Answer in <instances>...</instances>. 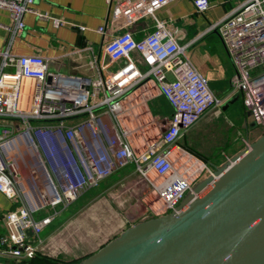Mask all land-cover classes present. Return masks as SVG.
<instances>
[{"label":"built area","instance_id":"obj_1","mask_svg":"<svg viewBox=\"0 0 264 264\" xmlns=\"http://www.w3.org/2000/svg\"><path fill=\"white\" fill-rule=\"evenodd\" d=\"M171 1L105 0L121 24L104 49L110 61L124 60L108 73H103L95 58L88 62L93 75L66 76L49 71L46 59L40 55H16L8 48L0 50V116L24 124L22 132L30 136L60 132L74 164L65 173V182L49 206H68L114 172L133 163L134 171L147 181L160 201L149 209L148 218H152L175 211L199 181L210 175L215 177L216 167L233 163L232 154L222 152L220 161L210 164L179 143L185 131L207 111L221 107L225 99L212 92L206 77L188 58L185 46L179 44L177 31L168 29L157 19L154 30L140 40H135L125 29L140 18L154 17L155 10ZM33 3L34 0H0V8L7 10L12 20L10 33L24 29L23 16L34 12ZM208 7L203 3L197 10L203 12ZM54 23L60 21L55 19ZM105 28L106 25L99 26L97 32L104 33ZM208 30L219 35L233 65L231 94H238L242 100L246 112L244 133L251 131L248 123H253L252 130L261 135L264 133V0L243 1ZM133 52L139 54L146 67L144 71L137 66ZM146 77L157 82L173 112L158 138L143 143V149L136 151L119 115L127 92ZM80 114L87 115V120L71 122ZM86 126L91 129L88 143L83 138ZM143 128L137 126L139 137H147ZM11 132L6 127L0 132V192L9 198L16 194V186L21 185L9 151L16 138ZM238 134L241 142L235 153L249 150L253 141L250 133ZM45 207L26 204L4 214L6 231L0 235V255L25 259L43 250L40 234L57 214L54 210L35 218L34 213ZM28 230L32 231L31 235Z\"/></svg>","mask_w":264,"mask_h":264},{"label":"crops","instance_id":"obj_2","mask_svg":"<svg viewBox=\"0 0 264 264\" xmlns=\"http://www.w3.org/2000/svg\"><path fill=\"white\" fill-rule=\"evenodd\" d=\"M243 1L245 0H172L155 10L154 17L140 18L125 29L131 33L135 40H140L154 30L155 19H157L163 21L168 29L177 31L178 42L185 46L188 58L197 70L206 77L212 92L223 97L227 102L232 99L233 95L231 94V78L234 74V68L219 35L216 31L208 29L211 24L233 11ZM203 3H207L209 7L205 11L199 12L197 7ZM32 8L34 12L25 13L23 16L24 29L15 34L8 30L12 27L9 12L0 8V50L8 48L11 53L16 55H40L46 59L49 71L66 76L93 75L94 70L88 64L92 58H95L98 65L103 68V73L114 70L124 62L123 59L110 61L104 49L106 42L118 32L121 24V20L116 18L113 13V7H109L105 0H34ZM55 19L60 21V24H55ZM102 25H106L105 32H97L98 27ZM87 47H91L92 50H88ZM132 56L137 66L144 71L146 67L139 54L133 52ZM122 104L119 119L122 127L128 131V139L136 151L143 149V143L152 142L158 138L157 135L165 129L173 112L172 107L160 93L158 84L152 77H146L130 89ZM230 104L225 109H222L224 104L220 108L224 111ZM202 118L183 133L181 138L187 137L189 132L190 136L186 139L187 144L181 139L179 140L182 146L207 160L215 157L217 150L219 153L226 152L227 154L235 153L238 150L239 144L236 143H231L229 148H226L227 144L221 148L217 145L199 142L197 140L199 137L212 134V130L208 127L214 125L211 120L202 123ZM86 120L87 115L80 114L73 117L71 122ZM139 125L144 127L143 130L145 129L147 137H139L140 135L136 130ZM24 126L16 119L0 116V132L4 127L11 128L13 137H16L12 141L9 151L16 165L21 166L20 171L22 172V175L19 173L21 185L16 186V194L13 197L9 198L0 192V235L6 231L3 216L8 211L18 209L26 204L33 207L46 205L45 208H50L51 206L48 204L53 199L48 200V193L51 191L56 197L65 182V173H69L74 166L66 143L58 133L30 136L22 132ZM250 130L249 133L251 134L257 132ZM90 136L91 129L86 126L83 132L84 141L88 143ZM30 137H36L34 140L36 147L31 142ZM43 140L49 144L53 141L51 172L46 162L47 169L45 170L38 155L40 152L42 157L44 155L47 158L43 149ZM49 174L51 181L48 179ZM72 203L74 201L66 207L61 206L58 210L56 206L51 207L52 210L57 211V214L40 234L43 250L39 253L46 254L43 252L45 248L48 245H55L52 253L48 254L49 256H63V258H69L66 261L70 262L83 259H77L79 257H73L72 254L67 257L68 251L65 254V250L59 251L58 249L64 244L61 242L63 240L75 241L71 233L67 232L63 238L60 237L64 234L63 228L49 233V227ZM75 243L77 242L75 241ZM104 244H101L100 247ZM96 245V242L92 245L87 243L85 245L87 249L84 253H88V255L94 253L100 248L93 250ZM61 252L64 255H59ZM7 260H13V258L0 255L1 263ZM72 264L74 263L72 262Z\"/></svg>","mask_w":264,"mask_h":264},{"label":"water","instance_id":"obj_3","mask_svg":"<svg viewBox=\"0 0 264 264\" xmlns=\"http://www.w3.org/2000/svg\"><path fill=\"white\" fill-rule=\"evenodd\" d=\"M231 154L175 211L128 226L77 264H264V133Z\"/></svg>","mask_w":264,"mask_h":264},{"label":"rangeland","instance_id":"obj_4","mask_svg":"<svg viewBox=\"0 0 264 264\" xmlns=\"http://www.w3.org/2000/svg\"><path fill=\"white\" fill-rule=\"evenodd\" d=\"M234 97H236V100L230 104L226 110L223 111L220 107H217L209 110V112L207 111L202 116V123L211 120L214 122V125L208 127L212 130V134L199 137L197 139L199 142L217 145L221 148L227 144L226 148H229L231 143L240 145L241 136L238 132L245 135L249 134L246 132L244 133L242 129L243 121L246 119V112L242 105V100L238 94H233L232 98ZM36 123L37 122H33V124ZM248 124L250 125V123ZM257 135L258 134L250 133L249 137L255 140ZM189 136L190 132L187 137L181 138L182 142L187 144L188 141L186 139H188ZM34 140H36L35 137ZM36 143L38 144V142ZM52 143L53 141L50 142L51 150H53L54 147ZM44 144L47 151H50L48 147L49 143L44 141ZM215 154V157L208 159L210 164L220 161L221 153L217 150ZM50 155L52 158L51 151ZM72 156L75 161L76 155L73 151ZM43 157L51 172L52 160H47L44 155ZM17 168L22 175L20 171L21 166H17ZM203 176L204 175L201 177ZM159 202L160 201L147 181L134 171V164L129 163L124 168L114 172L110 178L108 177L102 184L89 189L74 200V203H72V205L53 222V225L49 227V233L62 228L64 234L60 235V237L63 238L67 232L69 234L71 233L78 244L72 240H70L71 242L63 240L61 242L64 244L58 247L59 251L65 250V254L68 251L66 254L67 257H70L68 255L72 254L73 257H79L77 259L85 258V256H88V253H84L87 249V246H85L87 243L92 245L96 242L97 245L93 248V250H96L101 244L117 236L126 227L150 217V207L158 206ZM61 206L62 205H57L56 209L58 210ZM53 211L51 207H47L35 212L34 217L40 218ZM144 215L146 218L143 219ZM54 246L55 245H48L43 251L46 253L45 255L49 256L48 254L52 253ZM81 252L82 254H80ZM59 255L64 254L61 252ZM66 259L69 260V258H64V260ZM0 264L13 263L11 260H7L2 263L0 261Z\"/></svg>","mask_w":264,"mask_h":264},{"label":"trees","instance_id":"obj_5","mask_svg":"<svg viewBox=\"0 0 264 264\" xmlns=\"http://www.w3.org/2000/svg\"><path fill=\"white\" fill-rule=\"evenodd\" d=\"M13 264H72V262L78 263V261H66L64 260L63 256L51 257L45 254H41L37 252L31 258L25 259H13L11 260Z\"/></svg>","mask_w":264,"mask_h":264},{"label":"bare ground","instance_id":"obj_6","mask_svg":"<svg viewBox=\"0 0 264 264\" xmlns=\"http://www.w3.org/2000/svg\"><path fill=\"white\" fill-rule=\"evenodd\" d=\"M48 147H49V150L51 151V146L50 144H48ZM49 151V153H50ZM49 195L47 196L48 197V200H51V199H55L56 197L54 196V193H52L51 191L48 193Z\"/></svg>","mask_w":264,"mask_h":264}]
</instances>
